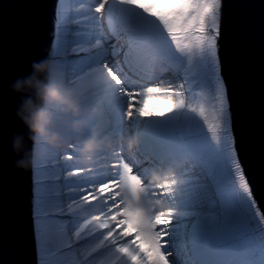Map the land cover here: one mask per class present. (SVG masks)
I'll return each instance as SVG.
<instances>
[{"label": "snow or ice", "instance_id": "obj_1", "mask_svg": "<svg viewBox=\"0 0 264 264\" xmlns=\"http://www.w3.org/2000/svg\"><path fill=\"white\" fill-rule=\"evenodd\" d=\"M56 17L47 59L112 147L90 166L75 140L46 150L34 259L5 198L0 264H264V0H59Z\"/></svg>", "mask_w": 264, "mask_h": 264}, {"label": "water", "instance_id": "obj_2", "mask_svg": "<svg viewBox=\"0 0 264 264\" xmlns=\"http://www.w3.org/2000/svg\"><path fill=\"white\" fill-rule=\"evenodd\" d=\"M58 0H0V18L6 27L0 31V201L6 198L9 233L23 244L24 259H34L35 237L31 220L32 166L17 168L14 162L22 154L13 151V136L24 137L25 151L32 150L29 133L17 117L22 97L10 85L31 73L34 61L44 60L50 53L51 22ZM39 5V7H33ZM250 55L255 62L257 49L250 38ZM264 215V198L254 196Z\"/></svg>", "mask_w": 264, "mask_h": 264}, {"label": "clouds", "instance_id": "obj_3", "mask_svg": "<svg viewBox=\"0 0 264 264\" xmlns=\"http://www.w3.org/2000/svg\"><path fill=\"white\" fill-rule=\"evenodd\" d=\"M55 11L57 13V9ZM31 67L29 75L10 85L12 92L22 97L16 115L28 129V139L33 144L32 150L25 151L24 137L13 136V151L22 154L14 166L27 169L37 163L46 150H63L74 140L81 145V162L90 166L101 151L112 147V140L99 130H93L87 137L83 135L88 121L81 117H90L96 110L82 107L75 89L57 79L49 59L34 61ZM121 142L126 147L131 143L130 140Z\"/></svg>", "mask_w": 264, "mask_h": 264}, {"label": "rangeland", "instance_id": "obj_4", "mask_svg": "<svg viewBox=\"0 0 264 264\" xmlns=\"http://www.w3.org/2000/svg\"><path fill=\"white\" fill-rule=\"evenodd\" d=\"M85 3H93L94 0H84ZM139 2L145 4L146 6H152L153 5V0H139ZM59 3V0L57 1V5ZM168 3V0H155V8L157 10H159L161 7H164L166 6ZM56 5V6H57ZM57 14V13H56ZM56 14H55V25H56ZM55 31V29H54ZM54 38H55V32H54ZM54 38L52 39V41H54ZM53 44V43H52ZM52 45L50 46V49H51ZM193 103H195V101H192ZM152 106L155 108V109H158V110H162L164 105L163 104H160V103H157V102H153L152 103ZM194 115V114H193ZM62 151H64L65 153H68L69 152V148H65L63 149ZM81 164V166H88V165H85L83 164L81 161L79 162ZM166 175V173H161V177ZM32 182H33V172H32ZM32 193H33V188H32Z\"/></svg>", "mask_w": 264, "mask_h": 264}]
</instances>
